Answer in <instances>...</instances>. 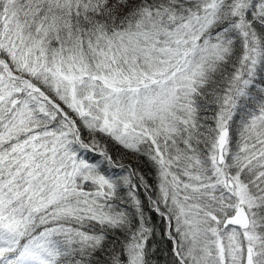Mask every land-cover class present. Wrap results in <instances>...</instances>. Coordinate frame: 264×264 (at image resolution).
Wrapping results in <instances>:
<instances>
[{
  "label": "snow or ice",
  "instance_id": "obj_1",
  "mask_svg": "<svg viewBox=\"0 0 264 264\" xmlns=\"http://www.w3.org/2000/svg\"><path fill=\"white\" fill-rule=\"evenodd\" d=\"M0 264H264V0H0Z\"/></svg>",
  "mask_w": 264,
  "mask_h": 264
}]
</instances>
